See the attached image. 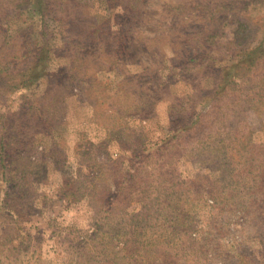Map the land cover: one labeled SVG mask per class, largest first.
<instances>
[{
	"label": "rangeland",
	"instance_id": "rangeland-1",
	"mask_svg": "<svg viewBox=\"0 0 264 264\" xmlns=\"http://www.w3.org/2000/svg\"><path fill=\"white\" fill-rule=\"evenodd\" d=\"M80 1L0 19V264H264V0Z\"/></svg>",
	"mask_w": 264,
	"mask_h": 264
},
{
	"label": "trees",
	"instance_id": "trees-1",
	"mask_svg": "<svg viewBox=\"0 0 264 264\" xmlns=\"http://www.w3.org/2000/svg\"><path fill=\"white\" fill-rule=\"evenodd\" d=\"M111 1L115 0H104V3L106 2L107 4H109ZM125 1L127 2L125 8L132 6V4H130L132 2L131 0ZM83 7L84 4L82 5L81 1L76 2V0H0V19L8 20L9 18L7 17L9 16L10 18L20 17V12H27V10L32 9V11H34V13L38 15L41 20L39 32L34 26L19 28V32H23L26 34L27 38L26 40H24L25 46L32 48L38 45L41 30L44 32L46 29L47 19L51 18L52 20L57 21L58 26L61 28V35H63L64 33L65 36L71 26H77L79 22L84 21L82 17L76 16L77 12ZM78 26L81 25L79 24ZM46 42L47 41L43 42V44H45V48L47 47ZM39 56L37 57V62L33 64L34 67L32 69L27 67L22 71L16 73V78H13L16 80H13L14 84L12 85V89L15 85L18 86L19 83H24L27 85V83H29L30 81L34 82L39 78L37 73H41L42 70L37 72L36 67L38 66V64H40L41 66V64H43L46 59L45 57L40 58ZM11 67L14 68V66ZM13 71H16V69H14ZM13 71L11 70L10 73H12ZM39 121H41V119ZM8 140L9 139H7L6 135H3L2 138H0L1 150L7 147Z\"/></svg>",
	"mask_w": 264,
	"mask_h": 264
}]
</instances>
